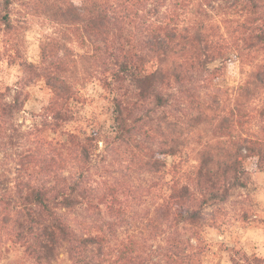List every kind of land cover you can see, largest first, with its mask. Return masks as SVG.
<instances>
[{"label":"trees","instance_id":"trees-1","mask_svg":"<svg viewBox=\"0 0 264 264\" xmlns=\"http://www.w3.org/2000/svg\"><path fill=\"white\" fill-rule=\"evenodd\" d=\"M132 1L0 0V64L18 63L51 92L36 122L43 135L27 147L32 133L17 116L28 95L0 90V236L33 264L61 254L73 264H203L208 217L247 191L248 161L264 171V0ZM35 22L51 28L38 63L26 57ZM231 60L241 69L233 86L223 83ZM96 77L112 93L111 135L129 170L165 178L159 203L136 209L135 228L120 237L119 223L100 218L121 225L135 196L142 206L137 187L97 188L87 175L111 135L64 128ZM249 198L239 200L242 222L254 214ZM79 208L95 219L90 229L73 221ZM234 264L264 258L243 251Z\"/></svg>","mask_w":264,"mask_h":264},{"label":"rangeland","instance_id":"rangeland-1","mask_svg":"<svg viewBox=\"0 0 264 264\" xmlns=\"http://www.w3.org/2000/svg\"><path fill=\"white\" fill-rule=\"evenodd\" d=\"M132 1V0H130ZM136 0H134L135 2ZM164 1V0H163ZM162 1V2H163ZM133 2V1H132ZM150 2V1H147ZM151 5H148L150 7ZM165 10V6L162 11ZM51 31L48 25L35 22L26 32V57L29 61L38 63L41 59L40 44L47 33ZM0 37V48H1ZM241 78V69L238 61L231 60L227 64V78L223 82L226 85H236ZM11 87V93L16 90L22 92V96L28 95L24 110L17 118L24 132L32 134L24 137V146H36L43 135L42 124L36 123L40 119L43 108L51 98V92L43 80L28 83L26 73L18 63L3 61L0 64V90ZM112 93L104 88L99 77L93 78L80 91L79 101L74 103L75 119L67 123L64 128L74 131L88 132L96 130L104 135H111L113 130V106L111 103ZM55 134L50 133V137ZM104 137V136H103ZM114 143L113 136L107 138L106 142L100 141L97 155L93 166L87 174L93 186H104L105 182H115L136 187L139 191L138 202L142 204L139 208L135 198L128 203L124 217L115 218L109 216L105 211L100 220L105 225L108 221H115L117 225V235L123 236L128 230L136 226V209L152 211L159 203V197L165 189V178L154 177L148 173H135L129 170L124 162V156ZM168 162L173 158L169 156ZM3 169L12 167L9 162H4ZM248 169L249 185L247 191L238 190L229 201L217 207L214 215L208 217L203 229L204 256L203 264H234V260L241 259V253L257 254L264 258V171H255L252 161L246 165ZM167 179L169 175L166 174ZM249 192L250 204H252L254 214L247 221L239 219V200L245 193ZM242 195H239L241 194ZM73 221L79 227L90 229L95 225V219L88 218L89 212L79 208L71 214ZM106 221V222H105ZM211 223H215L214 226ZM115 239V238H114ZM163 243L162 240L155 241ZM155 260V258H154ZM28 259L22 246L13 244L4 236H0V264H33ZM54 264H73L66 254H61Z\"/></svg>","mask_w":264,"mask_h":264}]
</instances>
